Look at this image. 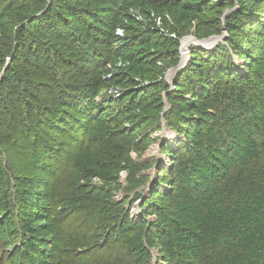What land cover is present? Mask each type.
<instances>
[{
  "label": "trees",
  "instance_id": "obj_1",
  "mask_svg": "<svg viewBox=\"0 0 264 264\" xmlns=\"http://www.w3.org/2000/svg\"><path fill=\"white\" fill-rule=\"evenodd\" d=\"M125 3L0 0V264H152L153 250L160 264H264V68L255 67L264 53L259 36L255 51L239 55L230 42L254 32L243 21L249 9L231 5L238 9L226 20L230 46L192 48L170 86L164 69L180 63L184 26L209 22L216 7ZM200 32L199 39L218 35ZM45 82L51 89L41 97L46 103L45 93H54L57 106L35 110L32 92ZM163 93L171 106L164 121ZM151 116L183 140L167 144L171 162L159 168L135 220L112 201L111 185L122 170L135 171L132 135ZM19 136L22 152L11 147ZM3 154L13 164L22 156L18 172Z\"/></svg>",
  "mask_w": 264,
  "mask_h": 264
},
{
  "label": "rangeland",
  "instance_id": "obj_2",
  "mask_svg": "<svg viewBox=\"0 0 264 264\" xmlns=\"http://www.w3.org/2000/svg\"><path fill=\"white\" fill-rule=\"evenodd\" d=\"M136 1L137 0H126V3L128 5L131 3H135ZM221 2H224V0H210V3L214 4V7H216L217 11L216 13L212 12V14H209L210 19L209 18L207 19L209 20V22H205L203 20L199 24H196V22H193L192 27H190V25L184 26V28H186V31H183L184 33H181L182 43L179 49L180 63H177L175 65L176 70L180 69L179 66L181 65L182 61L185 63L182 69L188 66L190 59H191L190 50L192 48L202 49L204 51L211 52L213 51V49L221 45H225V47L230 46L229 39L231 38V35L229 34V31L226 27V20H227V17L231 13H233L234 11L238 9L237 8L238 6L240 7V5L246 6L247 9L250 10V11L248 10V12L250 13L247 15L248 21L250 23L251 21H253L254 24L253 23L248 24V21L246 22V20L244 19L243 21L245 25L247 23V26L249 27L252 26V28H255V30L250 35L249 38H246L244 34L237 32V34H233V37H232L233 39L231 38L232 41L230 42L234 43V45L236 44L235 48L239 55V52L242 53V50H244L245 48H248V49L252 48L255 51L256 46H252L251 40H253V42H256L257 37L259 36L258 51L260 55L264 53V30L262 31V28H259L260 24L257 23L259 21L261 25L264 24V0H230V1L227 0L225 1V2H229L228 4H231L232 6L233 5L237 6L235 8H230L231 5L225 6V4ZM130 11H131V14L135 15L138 18V20L143 22V24H148L149 19L147 20V16H143L134 10L133 11L130 10ZM216 16L218 18L220 17V19L223 21V24H224L223 30L221 32H218L220 30H216V27L214 26L217 21ZM254 17H256V19H254ZM167 19H168V22L172 26H175L172 20H170L169 18ZM152 20L155 21L160 28L162 29L164 28V33L166 34L170 33L167 28L165 29V27L162 26L163 17L161 15L154 14L152 16ZM209 25H212V26H209ZM200 31H204L207 35L212 34V33L218 34V35L211 36L209 38L216 37L219 40L212 41L211 43H209L210 46L209 44H201L199 43V40H203V39H199V37H203V35L201 34ZM259 31H261L260 33H262V35L260 33L257 34V32ZM122 33H124L123 30L120 31L119 34H122ZM172 36H174V34ZM209 38H206V39H209ZM231 51H232L231 54H232L233 59L235 58V61L240 66L241 64L244 65L246 63V61L243 58H239L238 55H236L235 49H232ZM116 65L117 67H120L121 62L118 60ZM159 67L164 69L163 65H159ZM255 67L264 68V60L255 64ZM169 68L170 67H167L164 69V73H165L164 78L166 79V83L172 86L173 76L175 72H173V70ZM110 70L112 69L109 66L108 71ZM45 84L46 85L43 86L44 87L43 90H40V88H38L37 90H34L32 92L35 99L36 100L39 99V101L35 100V102L32 104L35 110H38V108L40 107L42 108V106L43 108H46L44 105H48V107H51V108L57 106V102L55 100L56 95H54V93H51V92L45 93V96L46 94L48 96L47 99L50 100V101L48 100L49 102L47 101L45 103V101L42 99L43 97H41V91L44 92L45 90L47 91L48 89H51V88H47L48 82H45ZM53 89L55 90L54 91L55 94H57L58 87L56 88L54 86ZM163 96H164L165 109H164L162 121H164L165 113L171 109V106L167 100V94L163 93ZM26 100L29 102V99H26ZM9 118L12 119L11 116H9L7 119ZM158 120L159 119L157 117L151 116L149 124L143 125L140 133H133L128 161L131 165L134 166L135 171L131 173L127 170H122L116 182H114L111 185L112 201L124 202L126 209L131 212V216L135 220H139L140 218L143 217L142 204L144 203V200L149 198L151 189L157 180V176L159 174V168L164 167L165 165L171 162V159H170L171 151L167 149L168 147L167 144L171 145V148L174 149V148H178L179 143L181 142V140H183V137L179 135L180 133L179 131H177L178 133L177 132L175 133L169 130L166 126L161 127V125L159 124L160 122L158 123ZM11 124H13L14 128H16L17 130H20V127L17 128L14 126L15 125L14 121H11ZM29 141H32V137L29 139ZM13 142L14 140L11 142V145H12L11 147L18 149L19 152H22L21 148L23 144H22V140L20 136L17 137V140L14 143ZM21 157L22 156L19 155L18 160L15 161L17 164L21 165L23 163V161H21V163L19 161ZM3 158H4L5 165L8 164L7 167L9 168L11 173L18 172L19 166L17 164H13V162H10L9 157L6 154H3ZM126 165H127V156H126ZM10 166L13 169H11ZM131 191H134V192L131 193ZM138 192H140V195L142 196L140 199L134 197V195H137ZM130 193H131V196H130ZM150 219L151 220L156 219V216L153 215L149 218V220ZM153 256L154 257H153L152 264H160L161 262L159 261V252L157 250H153Z\"/></svg>",
  "mask_w": 264,
  "mask_h": 264
},
{
  "label": "built area",
  "instance_id": "obj_3",
  "mask_svg": "<svg viewBox=\"0 0 264 264\" xmlns=\"http://www.w3.org/2000/svg\"><path fill=\"white\" fill-rule=\"evenodd\" d=\"M120 31H122L121 29H118V31H117V34L118 35H123L124 33H122V34H119L120 33ZM181 43H182V39H181ZM185 52V51H184ZM183 68V66L182 67H180V69H182ZM180 69H177L176 70V68H174V69H171V70H173V72H177L178 70H180ZM108 93H110V94H115V95H117L118 97L120 96V93H119V91L117 90V89H111L110 91H108Z\"/></svg>",
  "mask_w": 264,
  "mask_h": 264
},
{
  "label": "water",
  "instance_id": "obj_4",
  "mask_svg": "<svg viewBox=\"0 0 264 264\" xmlns=\"http://www.w3.org/2000/svg\"><path fill=\"white\" fill-rule=\"evenodd\" d=\"M216 40H219V39L216 38V37H213V38H209V39L199 40V43H201V44H209V43H211L212 41H216ZM209 46H210V44H209ZM184 64H185V63L182 61V62H181V65L179 66V68L182 67V66H184Z\"/></svg>",
  "mask_w": 264,
  "mask_h": 264
}]
</instances>
